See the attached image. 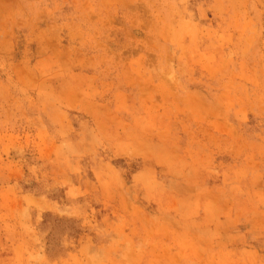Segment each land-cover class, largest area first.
<instances>
[{"label":"rangeland","instance_id":"374dc122","mask_svg":"<svg viewBox=\"0 0 264 264\" xmlns=\"http://www.w3.org/2000/svg\"><path fill=\"white\" fill-rule=\"evenodd\" d=\"M0 264H264V0H0Z\"/></svg>","mask_w":264,"mask_h":264}]
</instances>
